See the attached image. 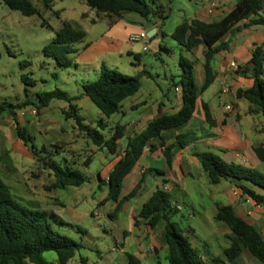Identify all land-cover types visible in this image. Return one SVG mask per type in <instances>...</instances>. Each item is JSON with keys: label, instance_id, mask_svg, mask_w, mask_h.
Segmentation results:
<instances>
[{"label": "crops", "instance_id": "obj_1", "mask_svg": "<svg viewBox=\"0 0 264 264\" xmlns=\"http://www.w3.org/2000/svg\"><path fill=\"white\" fill-rule=\"evenodd\" d=\"M172 1L174 2L175 0ZM213 1H215V5L211 4ZM237 1L209 0V3L206 5L199 4L194 11L192 10L190 15L183 17V19H178L170 28H164L163 24L166 25L164 19L155 16L143 19L139 15L130 13H124L118 17L104 14L107 26L102 32L88 38V32L82 27L85 32L84 38L73 44L75 51L70 55L72 64L69 66L72 72L66 71V75L72 76L75 79H73V86L67 87L66 92L70 95L78 94L83 82L92 81L97 78L101 64L115 68L116 62L120 61V58L124 57L123 55L127 59L139 56L144 50L141 48L140 42L131 43L127 40L130 33L141 30L148 32L153 29L155 32L148 39L147 50L152 48L156 54L162 50L170 51L166 45L162 46L160 41L163 39H167L169 42L175 41L171 37V33L177 24L189 18H196L207 22L217 21L227 14ZM157 2L164 7L163 1L158 0ZM59 13L58 11V15H60ZM250 18L255 19L257 15H252ZM64 21L79 24V22L70 19H63L60 24ZM248 21V19L239 21L219 39L218 43L226 42L228 45L226 48L212 55L210 66L215 73L214 80L205 90L198 93L195 109L189 121L177 128L168 129L161 133L165 144L173 142L180 135L187 142L182 148L176 150L171 164L167 165L165 161L163 147L159 146L150 151L148 146H146L137 163L123 178L119 198L129 194L140 180L141 184L137 193L124 201L117 214L113 217V219L121 224L117 231L120 234L121 241L115 242V247L111 249L114 254L106 264H130L126 254L132 256V264H167V246L163 234L164 222L160 221L155 228L151 229L141 219L137 218V213L142 203L157 186L162 187L171 194L172 207L175 208L171 220L179 223L187 235L190 244L199 250L200 256L206 262L212 256L221 255L222 251L229 245V228L224 222L215 219L217 206L231 205L238 216L242 217L259 231L264 230V203L258 204L246 194L241 193V190L229 179H222L216 184L210 183L206 172L195 156L196 152L210 151L226 162L239 164L264 173V160L259 159L252 149L253 146H262L264 148V115L256 112L255 107L248 101L243 102V98L235 96L237 89L247 88L252 85L253 81L249 71L251 51L255 45H260L264 42V26L250 24ZM94 22L96 21L94 20ZM179 46L184 49L181 45ZM204 50V45H198L190 51L184 49L186 54L180 55L193 62L194 81L198 89L204 81ZM231 62H235L236 69L231 68ZM178 67L176 70L179 78L182 73L179 59ZM166 69L171 75L170 83L167 82L165 88L160 89L159 95L152 97L150 101L137 98L134 95L130 96L131 100L128 108L132 112H135V119L134 121H129L127 126L125 125V130L128 126H132L134 127V131L124 139L122 137L118 140L121 147L125 145L128 136L141 131L150 120L161 114L174 113L180 108L181 93L179 85L176 84L178 79L174 78L175 76L171 73V69L164 63V68L161 70L165 71ZM142 70H145V68L139 65H133L128 69L133 74H137ZM163 77L166 78L165 73ZM216 83L218 84V89L215 98L213 86ZM223 85L228 86V93H221ZM223 95L225 98H222ZM82 99L83 97L73 101L78 107L80 116H82V107L80 105V100ZM53 100L46 107H43V111L40 112L42 113L41 117H39L40 126L35 121L36 117L28 115L31 108L28 112L24 111V108L16 109L14 116L7 111L0 114V176L17 200L19 198L17 197L19 195L16 194L18 191L13 185L19 184L18 177L22 175L24 169L20 167L18 168L21 169L19 173L17 171L14 174L12 173L14 176H12V184L5 179L3 172L12 167L17 169L15 166L20 159H26V161H30L33 164L34 158L29 148L17 136L14 118L16 117L21 126L26 121L29 124H33L32 127H26L30 135H33L36 131L41 133L54 132L57 133V139L65 140L67 136L76 135L79 131L77 128L72 127L68 130L69 133L65 129L60 128L61 125L64 128L66 127L62 124L59 113L60 115H64L63 109H67V103L66 105L63 102L54 103ZM124 100L121 101L120 111H123V108H125L123 105ZM202 102L208 105L214 125H209L206 122ZM227 102L233 104L235 110L234 116L225 112L224 105ZM58 110L59 113L57 112ZM91 111L97 119H87L82 116L83 123L91 122L94 125L100 118H103L107 124L109 118H104L99 110L96 112ZM33 121L37 125L32 123ZM41 128L42 130H40ZM110 128L111 126L109 125ZM103 133L106 134L105 132ZM44 139L45 141L42 145H46V143L52 141V137ZM102 150L105 152L106 149L104 150L103 148ZM66 151L62 150V153L68 156V159L71 158L69 152ZM120 151L122 152V148ZM106 153L103 160H100V164L105 165L104 168L107 170L106 175L103 176V173L98 170L92 179L90 177L91 172L89 175L86 174L89 182L91 181V184L94 186H97L101 182L99 176L106 183L108 172L117 158L107 151ZM104 160L106 161L105 163ZM69 161L75 168H80L76 161ZM152 169H157L160 172ZM243 183L264 196V188L246 181H243ZM93 194L95 193L93 192ZM105 196L106 193H103L102 196L96 197V199L99 201ZM73 197L76 204L78 200L85 196L76 193ZM116 203V200L109 199L100 204V208L103 210L105 207L106 210H111L115 207ZM23 204L37 208L31 204ZM104 210L103 214L105 215L106 211ZM46 212H52L61 219L63 223L57 229L79 242L81 248H83L81 239L73 236L72 233V229H77L78 227L74 221V212L70 214L64 210L59 211L56 209H49ZM83 233H87L85 229ZM51 261L55 263V258ZM67 264L98 263L85 259L82 261L80 251H77ZM226 264L263 263L254 258L248 250L244 249L232 262H227Z\"/></svg>", "mask_w": 264, "mask_h": 264}, {"label": "trees", "instance_id": "obj_2", "mask_svg": "<svg viewBox=\"0 0 264 264\" xmlns=\"http://www.w3.org/2000/svg\"><path fill=\"white\" fill-rule=\"evenodd\" d=\"M4 4L12 9L18 10L23 15L39 14L38 8L32 0H2ZM55 0H42L45 7H50ZM90 8L97 12H103L109 16H121L124 13H135L143 19L151 16L164 18L167 16L164 8L158 0H83ZM264 0H238L232 9L217 21H202L189 18L177 24L171 33V37L186 51H190L198 45H204V81L198 89L195 85L193 74V62L186 57L180 56L179 63L182 73L176 84L180 87L181 106L169 114H161L150 120L145 127L128 136L125 145L121 147L118 140L125 133V125L115 124L112 126L108 136L102 132L107 126L105 120L100 118L96 127L83 123V118L78 113V107L73 101L87 97L95 107L102 113L104 118L119 112L121 101L126 97L134 95L140 87L142 75L151 76L150 72L142 70L134 75L121 73L116 68H110L101 64L96 79L81 84V90L76 95H70L64 90L55 87L49 91L36 94L37 103L34 105L40 109L46 107L52 99L63 100L67 103V109L63 110L64 117L74 121L75 128L88 136L94 145L104 148L116 156L107 181L104 183L101 176L98 184L106 187V196L98 201L102 204L111 199L117 203L110 217H114L119 211L122 203L137 193L141 180L136 186L122 198H119L122 180L140 158L144 147L148 146L150 151L157 147H163V155L167 165L172 162V157L177 149L182 148L187 142L183 136H177L173 142L165 144L161 133L168 129L177 128L185 124L192 117L196 99L200 91L205 90L214 80L215 73L210 66L213 54L227 47L228 43L220 42L219 39L233 26L243 19H248L250 24L264 26ZM58 15V11H55ZM257 15L251 19L250 16ZM94 20H92L93 22ZM44 24L45 22L42 21ZM54 37L49 44L43 47V54L55 60L61 67H69L72 64L71 54L75 49L73 44L82 40L85 32L76 22H62L59 28L53 30ZM250 75L252 85L247 88H239L235 91L237 98L246 99L255 107V111L264 115V42L255 45L251 51ZM21 80L28 84L31 80L25 74ZM33 81L31 82V84ZM26 93V88H24ZM28 100L14 104L9 101L0 102V114L7 111L12 116L16 109H21L28 104ZM202 109L206 122L214 125L208 105L202 102ZM251 111H253L251 109ZM16 132L19 139L29 148L33 158L42 168H47L53 175L51 187L64 189L66 187H78L87 182L88 176L75 168L71 162L66 167L60 166L51 158L53 153H59L58 144H50L49 149L42 145L38 149L32 142V135L21 126L14 118ZM122 148V152L120 151ZM257 157L264 160V148L253 146ZM64 155V154H63ZM65 156V155H64ZM201 167L207 174L210 183L216 184L222 179L231 180L234 185L256 203H264V196L254 191L243 181L264 188V173L239 164L229 163L210 151L196 152ZM89 160L83 162L87 166ZM158 171L157 169H152ZM175 208L172 207L171 194L162 187L157 186L151 195L142 203L137 218L151 229L155 228L160 221L164 222V241L167 246V264H226L232 262L244 249L264 264V238L260 231L249 222L238 216L231 205H219L216 209L215 219L224 222L230 230L228 234L229 245L221 255L210 257L206 262L200 256L199 250L193 247L183 228L178 222L171 220ZM54 213L46 212L35 207L21 203L10 192L9 187L0 176V264H67L75 253L81 248V244L65 233L60 232L57 227L62 224ZM82 233L84 229L77 227ZM54 252L55 263L44 258L46 252ZM130 264L132 256L126 254ZM82 261L84 259L82 258Z\"/></svg>", "mask_w": 264, "mask_h": 264}, {"label": "rangeland", "instance_id": "obj_3", "mask_svg": "<svg viewBox=\"0 0 264 264\" xmlns=\"http://www.w3.org/2000/svg\"><path fill=\"white\" fill-rule=\"evenodd\" d=\"M161 1L164 3V12L167 14V17L163 18L166 24H163L164 28H170L178 19H183V17L190 15L192 10L194 11L199 4L206 5L209 3V0ZM32 2L38 8L39 14L23 15L18 10L8 8L0 0V102L9 101L18 104L27 99L29 101L28 104L22 108L26 112L30 108H34L36 113L32 114L28 112V115L36 117L35 121L40 126L39 117L42 115L40 112L43 111V108L38 109L34 105V103H37L36 94L52 90L55 87L67 91L66 88L73 86V79H75L72 76L66 75V71H71L69 67H61L56 64L53 58L43 54V47L49 44L54 37V28H59L63 19L77 21L88 32L89 38L102 32L107 25L105 13L97 12L95 9L90 8L83 0H55L49 8L44 6L42 0H32ZM147 2L149 3L150 0H147ZM170 2L171 4H169ZM55 11H59L60 15H56ZM92 19L96 22L93 23ZM42 21L45 23L43 24ZM149 38H147V41ZM160 42L162 46L166 45L170 51L162 50L156 54L152 48H149V50L142 51L135 58L127 59L123 55L124 57H121L120 61L116 62L115 68L127 75H134L132 71H128L133 65H139L151 73V76H141L140 87L134 94L137 98L150 101L152 97L160 94V89H164L167 82L170 83V72L167 69L165 71L161 70L164 68V63L171 69V73L175 76L174 78L178 79V72L176 70V68H179L178 59L181 54L185 55L186 53L176 41H170L171 44L169 40L163 39ZM163 72L166 74V78L163 77ZM22 74L31 79L28 80V84L21 80ZM262 78L264 79V73L262 74ZM32 81L33 83L31 84ZM24 88H26V93L24 92ZM213 89L216 98L217 83L213 86ZM222 98H225V96L223 95ZM130 100V96L125 98L123 101L125 107L123 111L112 114L107 121L108 127L104 128L102 132L106 134L111 132L109 125L112 127L118 123L127 126L129 121H134L135 112H132L128 108ZM242 101L247 102L246 99H242ZM53 102H63L66 105L65 101L59 99H54ZM80 105L82 107V116L87 119H97L91 110L96 112L98 109L87 97H83L80 100ZM57 112L59 113V110ZM59 117L62 124L66 126L64 128L61 125V129L68 131L72 127H75L74 121L71 118L66 119L60 113ZM35 121L32 123L37 125ZM84 124L90 125L91 128L96 127V123L94 125L91 122ZM22 126L32 127L33 124H29L26 121ZM133 131L134 127L128 126L122 139ZM27 133L30 132L27 130ZM56 134L54 132L41 133L36 131L32 135V142L40 149L45 141L44 138L52 137V141L46 143L45 146L47 149L52 147L50 143L60 146L59 153L54 152L53 156H51L60 166L66 167L70 165L69 160H74L78 163L79 170L87 175L91 172L90 177L92 179L98 170L103 173V176L106 175L107 170L104 168L105 165L100 164V160H103V157L107 154L106 150L104 149L105 152H103V148L94 145L84 131L79 130L76 135L73 134L71 137L69 135L65 140L57 139ZM62 150H67L71 158L68 159V156H64ZM86 160H89L87 166L83 165V162ZM15 167L17 169L12 167L14 171L12 168H9L3 174L5 179L12 184L14 172L17 171L19 173L21 169L18 168L20 167L24 169L22 175L18 177L19 184L13 185L18 191L16 193L19 195L17 196L19 197L18 200L45 211L56 209L59 211L64 210L70 214L74 212V221L87 232L82 233L76 228L72 229L73 236L81 239L83 245V248L79 250L81 257L85 260L95 261L98 264H106L114 254L111 249L115 247V242L121 241L120 234L117 233L118 227L121 224L109 216L113 209L106 210L104 207L103 210L105 209L104 211H106L104 215L103 210L100 208L101 205L97 206L98 200L96 197H100L103 193H106V188L103 185L100 188L98 185L94 186L88 180L78 187L71 186L66 189H56L51 187L53 181L52 173L47 168H42L34 159L33 164L30 161H26V159H20ZM76 193L78 195L82 194L85 197L78 200L75 204L73 196ZM123 227L125 226L123 225ZM43 256L49 261L55 258V254L52 251L44 253Z\"/></svg>", "mask_w": 264, "mask_h": 264}, {"label": "built area", "instance_id": "obj_4", "mask_svg": "<svg viewBox=\"0 0 264 264\" xmlns=\"http://www.w3.org/2000/svg\"><path fill=\"white\" fill-rule=\"evenodd\" d=\"M211 4L215 5V1H213ZM147 38L148 37L146 35V32L144 30H141V31H138V32L130 33L128 35V37H127V40L129 42H131V43L140 42L141 43V48L145 51V50H147V42H148ZM230 66H231V68L236 69L235 62H231ZM228 92H229L228 86L227 85H223L222 88H221V93H228ZM224 110H225L226 113H228L231 116L235 115V110H234L233 104L230 103V102H227L224 105ZM30 113H32V114L36 113L35 109L31 108ZM260 233H261V235H264V230L260 231Z\"/></svg>", "mask_w": 264, "mask_h": 264}, {"label": "water", "instance_id": "obj_5", "mask_svg": "<svg viewBox=\"0 0 264 264\" xmlns=\"http://www.w3.org/2000/svg\"><path fill=\"white\" fill-rule=\"evenodd\" d=\"M155 30L151 29L148 32H146L147 37H151L154 34Z\"/></svg>", "mask_w": 264, "mask_h": 264}]
</instances>
